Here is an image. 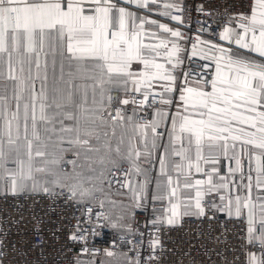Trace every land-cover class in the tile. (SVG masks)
Wrapping results in <instances>:
<instances>
[{
    "label": "snow or ice",
    "instance_id": "6c2138e0",
    "mask_svg": "<svg viewBox=\"0 0 264 264\" xmlns=\"http://www.w3.org/2000/svg\"><path fill=\"white\" fill-rule=\"evenodd\" d=\"M155 3L156 0H0V81L12 82L11 96L6 87L0 86V167L6 166L10 153H16L11 161L19 170L12 174L13 194L18 188L23 190L26 181L34 180V165L39 159L43 167L35 171L55 176L53 183L67 189L68 199L96 200L97 193L106 197L105 183H120V169L113 153L124 158L120 147L124 141L121 139L113 148L106 131L101 142V130L111 125L115 134L117 125H131L137 143L129 145L126 159L137 175L144 171L139 162V145L142 143L146 158L163 147L158 161L160 176L165 180H157L159 194L153 199L167 200L169 206L162 210L170 214L167 224L178 222L181 207L184 215L200 217L207 210L235 214L237 218L246 214L249 243L256 239L264 249V195H260L264 193V0H251L249 12L230 17L228 26L219 33V40L234 48L196 37L192 55L198 54V45H208L211 56L204 54L203 48L199 54L214 62V75L195 83L185 79L180 85L174 73L182 63L177 40L183 34L130 8L134 5L137 10L150 11V4ZM164 9L160 15L184 23L179 3H165ZM172 10L181 14L172 15ZM198 10L204 11L203 7ZM146 25L174 39L152 32L151 37L158 42L144 43V37L149 35ZM46 44L50 52L58 51L62 58L60 76L54 77L51 89L47 87V60L41 65V55H48ZM161 56L168 66L158 62ZM63 60L69 68L66 74ZM54 66L55 60L53 70ZM114 91H122L126 98H114ZM177 92L179 103L172 113ZM114 102L135 105L133 116H126ZM145 107L154 108V116L143 122L134 120ZM169 122L171 127L167 128ZM40 125L44 126L43 139ZM162 125L166 132L160 130ZM165 135L168 143L158 144ZM66 152H72L74 159L66 161ZM177 157L179 162L174 159ZM221 160L227 162L223 173ZM68 163L72 170L63 171L60 166ZM170 169L176 172L175 181ZM197 174L201 178H195ZM125 175L129 178L121 187H129L138 200L130 173ZM147 184L145 180L140 185V194ZM254 186L258 193L255 200ZM182 190H189L183 199ZM43 191L49 192V188ZM99 205L104 207V199H99ZM102 218L107 219L97 213V220ZM70 239L85 237L73 233ZM2 245L4 241L0 240ZM158 245V238L150 241L153 255L145 264L157 260L154 253ZM106 255L113 256V252L107 251ZM75 264L81 261L77 259ZM247 264H264V251L259 256L249 253Z\"/></svg>",
    "mask_w": 264,
    "mask_h": 264
},
{
    "label": "built area",
    "instance_id": "2783aa9c",
    "mask_svg": "<svg viewBox=\"0 0 264 264\" xmlns=\"http://www.w3.org/2000/svg\"><path fill=\"white\" fill-rule=\"evenodd\" d=\"M183 8V24L170 19V23L183 34L179 46L184 51L179 84L185 79L195 83L210 80L212 65L191 54L196 37L219 42V33L228 26L230 17L248 13L251 0H178ZM203 7L204 11L198 9ZM172 15H180L175 10ZM170 18V16H169ZM201 46V45H199ZM114 98L124 99L117 92ZM124 109L125 115L133 112L135 105H115ZM154 108L145 107L134 120L143 122L154 116ZM162 131V130H161ZM163 132V131H162ZM66 170V165L64 166ZM117 179L105 188L125 191L121 184L127 180L128 168H119ZM150 180L155 178L156 167L148 166ZM226 171V167H225ZM247 173V170L246 172ZM253 176L255 172L253 171ZM110 178V177H109ZM89 204L67 198V189L56 188L39 193H0V261L3 264H75L79 259L89 264H101L107 251L123 255L129 264H140L150 255V241L159 239L154 264H247L249 253L257 256L264 249L260 243H249L244 216L232 217L227 212L207 210L205 216L185 217L169 225L155 211L162 203L151 198H141L134 207L132 225L128 232L120 233L109 226L107 219L97 220V213L107 217L99 199ZM208 198H206L207 200ZM219 203L218 197H215ZM91 209V212H89ZM158 221V222H157ZM75 233L84 240H72ZM87 248L88 251H83Z\"/></svg>",
    "mask_w": 264,
    "mask_h": 264
},
{
    "label": "crops",
    "instance_id": "0c3cea01",
    "mask_svg": "<svg viewBox=\"0 0 264 264\" xmlns=\"http://www.w3.org/2000/svg\"><path fill=\"white\" fill-rule=\"evenodd\" d=\"M165 3H178V0H156V3L155 4H150V11L148 9H140V10H137L135 8L134 5L130 6L131 10L133 11H137V14L138 15H143V16H147L149 19H154V20H157L159 21L160 23H165L167 24L169 27L173 28V29H176L171 23H170V18L169 16L166 17V16H162L160 15L161 12H163L165 9H164V4ZM145 31L149 34L147 36L144 37V43H157L158 40L156 39H153L151 37V33L152 32H157L158 35L161 37V38H167L169 40H172L174 38L170 37V36H167V34H163V33H160L159 30L155 27V26H152V25H146L145 27ZM179 40H177V43L179 44ZM216 44L218 45H221V46H225V47H235V45H229L227 41H219L217 42ZM181 48V47H180ZM45 52H48V55L47 57H45L43 54L41 55V65L43 67L44 63H45V60H47V64H48V69H47V76H48V81H47V87L49 89L52 88V84H53V79L54 77L56 79L59 78L60 76V67H61V62H62V58L60 57L59 55V52H50L48 47H47V44L45 46ZM200 52V50H199ZM198 52V55L201 56V54H199ZM207 51H204V54H206L208 57H210L211 55H209V52L206 53ZM180 58H182V55H183V49L182 51L180 52ZM6 60H7V57H5V72H6ZM53 60H55V70H53ZM209 60L210 62L213 63L212 65V74L214 75V71H215V66H214V62L211 61V59H207ZM158 62L160 63H165L166 64V60L163 56H161L160 58H158ZM63 63H64V71H65V74L69 71V68H68V64H67V61L66 60H63ZM181 65V64H180ZM166 66H168L166 64ZM135 67V65H134ZM179 70V65L177 66V68L175 69V75L177 76V84H178V71ZM33 74H35V69H33ZM41 75L43 76L44 73L41 72ZM179 85V84H178ZM0 86H4L7 88V94L9 96H11V92H12V82L11 81H7V80H4V81H0ZM40 87V82L37 81L36 83V88L39 89ZM210 91V88L208 89ZM115 92V91H114ZM120 94H124L122 91L119 92ZM89 97H90V94H89ZM175 103L171 106V109L170 111L172 113H174L176 111V105L179 103V93H175ZM37 115H39V111L37 109ZM126 116H133V112L132 113H129L127 114ZM67 123V122H66ZM171 127V124L170 122L167 124V128H170ZM40 129H41V138L43 139L44 138V126L43 125H40ZM163 132H166V128L165 126H161V129ZM106 131L108 133L107 135V140L110 142L111 146L113 148L116 147L117 143L123 139L124 143L120 145L121 147V150H122V156L124 157L123 159L119 156H116L115 153H113V157L114 159L116 160V164H117V167L120 168V167H127L128 168V173H130V178H131V182H132V187L135 188L137 190V193L138 195L140 196V198L137 200L133 197V192L130 190L129 187H127L126 191L124 192L125 193V197L123 198V200L121 201V203H131L133 204L132 205V211L134 210V207L135 205L137 204V202L141 199V198H145V197H148V198H151L152 200L153 199V196L154 195H157L159 194V190L157 189V180H161V181H164L165 178L164 177H161L160 176V171H159V161H158V156L161 155L163 153V147H159L155 150V152H153V155L151 158H146L144 155H143V152H144V149H143V145L142 143L139 145V150L142 152V155L141 157L139 158V162H140V166L141 168L144 170L141 174L137 175L133 170L130 169V165L129 163L127 162V159H126V153L128 151V148H129V145H136V138H135V133L133 132L132 130V126L131 125H117L115 127V134H113V128L111 125H109L106 129H102L101 130V142L104 141L105 137L103 136V132ZM93 144H95V140L92 141ZM149 142H150V137H149ZM168 143V139H167V135L164 136V138L161 140V141H158V144H167ZM7 151V148L5 149ZM207 146H205V153L207 152ZM239 151V148L237 149ZM33 151H35V145H34V149ZM231 155V152L229 153ZM193 157L195 155V151H194V148H193V153H192ZM16 158V153L15 152H12L8 155V162L6 164L5 167H0V193H3V192H12L11 191V179H12V174L13 173H17L18 174V168L16 167L15 164H13L11 161L14 160ZM26 158V157H25ZM64 158L66 161H69V160H72L74 159V154L72 152H66L64 154ZM177 162H179V158H174ZM152 161H155L157 163V167H156V177L154 178V180H150L149 177H148V166L149 164L152 162ZM66 165V170L64 169V166ZM203 166V165H202ZM227 166V162L224 161V160H221V172L223 173L225 171V167ZM39 167H43V164L39 161V159H37V161L35 162V165H34V170H33V177H34V180H28L26 181V187L23 188V190H20L18 188L17 192H26V193H39L43 190L44 187H48L49 190H54L56 188H59V186H57L55 183H53L54 180H56V177L55 176H51L47 173H41V172H36L35 171V168H39ZM63 171H67V172H70L72 170V165L70 163L68 164H62L60 166ZM253 167H254V161H253ZM247 169V159L245 158L244 160V171L246 172ZM170 174L173 176V180L175 181L176 179V172L174 170H171L170 169ZM239 177V174H237V178ZM129 177H127L128 179ZM195 178L199 179L201 178L198 174L195 176ZM17 180H18V184H19V177L17 175ZM140 180V181H138ZM145 180L148 181V187L149 188H145L144 192L142 194H140V185L143 184L145 182ZM152 181V182H151ZM35 182L36 184V188L33 189V183ZM183 183V178H181V184ZM189 190H182L180 192V195H181V198H186V194ZM96 195H100L99 193H97ZM192 195L194 196V191H192ZM225 195H227V192H225ZM258 195L257 193V190L255 188V186L253 187V190H252V196H253V199L255 200L256 196ZM260 195H264V193H260ZM101 196V195H100ZM102 199H104V209L106 210V213L108 214V222L115 228V230L117 232H120V233H126L130 230V227L128 228V223L124 222V221H121V220H116V218H113L111 214H109V209L107 208V202L111 201L110 199H108L107 195L106 197L105 196H101ZM82 203L84 204H89L92 202V199L89 200V198H85L83 200ZM154 201H158V200H154ZM160 203H162V206L159 207L155 212L157 214H159L161 216V219L166 222L167 220V216L170 215V214H166L164 211H162L164 208H167L169 205L167 203V200L165 201H158ZM81 203V202H80ZM131 211V212H132ZM184 212V208L181 207L180 209V215L178 216L177 220L179 221L180 219L182 218H185V217H197L196 215H184L183 214ZM133 214V213H132ZM232 217H236L235 214L232 215ZM245 219H246V222H247V217H246V214L244 215ZM259 219V209L257 208V220ZM109 224V225H110ZM257 229H258V225H257ZM259 231V230H258ZM258 231H257V235H258ZM254 241L258 242V240L254 239ZM117 262H119L118 264H129L126 257L123 256V255H119L117 257ZM113 261H116V260H113ZM101 264H103L102 260H101ZM104 264H109V262H104Z\"/></svg>",
    "mask_w": 264,
    "mask_h": 264
},
{
    "label": "rangeland",
    "instance_id": "374dc122",
    "mask_svg": "<svg viewBox=\"0 0 264 264\" xmlns=\"http://www.w3.org/2000/svg\"><path fill=\"white\" fill-rule=\"evenodd\" d=\"M202 40H204V39H202ZM206 41V40H205ZM181 42H183V38L182 39H180V41H179V43H181ZM209 43L210 44H216L215 42H210L209 41ZM208 45H201V46H199L198 45V48H197V52H199V50L201 49V48H203L204 49V51H207L206 53H208L209 51H208ZM190 50L192 51V46H191V48H190ZM183 54H184V51H183ZM191 54H192V52H191ZM209 55H211V52H209ZM196 57H198L199 55L197 54V55H195ZM181 61H182V63H181V65H179V72H178V84H179V75H180V70H181V67H182V65H183V61H184V55H182V58H181ZM203 61H206V62H209L211 65H213V63L212 62H210L209 60H207V59H204L203 58ZM212 61V60H211ZM213 75V74H212ZM180 85V84H179ZM112 93H115V92H112ZM118 93V95L122 98V96H125V94H120L119 92H117ZM129 113H132V112H129ZM128 113V114H129ZM155 114V113H154ZM127 115V114H126ZM149 165H153L154 167H157V163L155 162V161H152ZM148 177H149V174H148ZM155 177H156V171H155ZM150 179V178H149ZM152 180H154V179H152ZM138 181H140V180H138ZM152 182V181H151ZM147 188H149L148 187V184H147ZM126 191V190H125ZM125 191H115V190H112V189H109V188H105V193H106V195H107V197H108V199H110L111 201H109V202H107V208L109 209V214H111L112 215V217L113 218H116V220H121V221H124V222H126V223H128V228L130 227L131 228V225H132V213H133V211H132V205L133 204H131V203H121V201L123 200V198L125 197ZM98 196V195H97ZM90 200V199H89ZM77 201L78 202H83V201H81V200H79V199H77ZM132 211V212H131ZM160 216V215H159ZM107 218H108V214H107ZM160 218H161V216H160ZM163 221V220H162ZM164 222V221H163ZM107 223L108 224H110L109 222H108V220H107ZM165 223H167V222H165ZM110 227H112L113 229H115L114 228V226H112L111 224L109 225ZM119 255L118 254H113V256H104L103 258H102V262H103V264H104V262H109V264H118L119 262H117L118 260H117V257H118ZM113 260H116V261H113ZM83 264H85L86 262H82ZM89 264H95V262H94V260H90L89 261Z\"/></svg>",
    "mask_w": 264,
    "mask_h": 264
},
{
    "label": "trees",
    "instance_id": "16d2710c",
    "mask_svg": "<svg viewBox=\"0 0 264 264\" xmlns=\"http://www.w3.org/2000/svg\"><path fill=\"white\" fill-rule=\"evenodd\" d=\"M81 264H83V263L81 262Z\"/></svg>",
    "mask_w": 264,
    "mask_h": 264
}]
</instances>
